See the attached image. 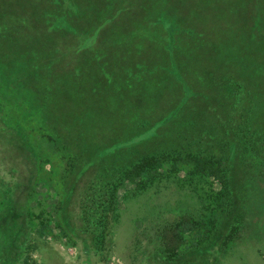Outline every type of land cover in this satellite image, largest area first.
<instances>
[{"label":"rangeland","instance_id":"obj_1","mask_svg":"<svg viewBox=\"0 0 264 264\" xmlns=\"http://www.w3.org/2000/svg\"><path fill=\"white\" fill-rule=\"evenodd\" d=\"M53 1L0 0L1 96L7 120L20 125L9 126L0 112V190L10 194L9 208L24 231L29 211L33 264L44 263V251L51 264H264V158L250 166V151L241 162L249 147L234 134L238 118L264 129V0H117L112 10L120 9V17L100 33L95 16L90 23L74 17L72 29H61V3ZM75 3L85 9L83 0ZM87 10L106 21L104 13L114 12L93 4ZM85 27L100 38L75 42ZM75 118L78 126L67 128ZM56 120L62 128H51ZM210 127L221 146L224 139L243 143L237 152L231 144L228 154L219 150L235 170L231 212L220 179L192 165L173 170L169 162L119 191L115 217L95 251L78 196L93 176H103L95 173L102 166L92 162L69 179L80 144L65 145L60 134L72 130L90 151L114 145L109 156L121 165L184 136L199 139L195 133ZM2 198L0 191V210ZM182 212L216 230L206 243L164 261L151 227L175 223ZM12 238L4 233L3 264H14ZM89 252L97 255L93 262Z\"/></svg>","mask_w":264,"mask_h":264},{"label":"trees","instance_id":"obj_2","mask_svg":"<svg viewBox=\"0 0 264 264\" xmlns=\"http://www.w3.org/2000/svg\"><path fill=\"white\" fill-rule=\"evenodd\" d=\"M83 1L85 2V9L80 8V5L76 4L75 0L53 1L54 3H61V12L64 15H62V24L60 27L61 29L67 27L72 29L74 24L73 18L79 17L81 20H88L89 23L94 19L99 21L102 20V26L95 28L99 29L100 33L101 30H104V28L109 27L112 23H114L117 17H120V9L112 10L113 6L116 5L117 0H105V3L102 6L99 4V0ZM92 4L93 6H97V8H99L101 12L114 11L111 15L104 13V16L108 22L103 19V15H96L92 13L91 10H87ZM127 7L131 8L129 4H127ZM78 12H85L83 14L84 16H82V13L79 14ZM87 13H90L89 18H87ZM94 16L96 18H94ZM168 21L169 20H166V23H168ZM90 27H85V30H83V28L81 31L82 36L79 34L78 38L74 41L96 42L98 40V37L100 38V34L96 39L93 34L95 29L90 31ZM70 49L72 50L73 47H71ZM2 91L3 89H0V112L6 119L9 126L15 125L17 127H20V125L11 124L9 123V120H7V106L9 105L7 104V101H5L1 96ZM46 106L49 105L46 104ZM59 121L54 122V124L51 125V128H62ZM238 121H236L235 124H239L240 127L239 125L236 126L234 134H237V132L242 134V137H244L245 141L244 145L249 147V151L247 152L244 149V153L241 152L238 159L241 162L246 161V153H249L251 151L254 153L255 158H253L252 160H248L247 163L250 166H253L256 162V157L264 158V129L257 128L254 123L249 124L253 125V127L243 126V122L239 123ZM79 122L80 121L75 118L73 121H71V125L67 126V128L72 129L73 127H77ZM207 130L208 131H205L204 133H195L197 135L194 136H201V138L199 139L197 137L184 136L179 139L181 140V142L176 146H172L170 148L168 146H165V148H163L159 153L156 152L152 154H142L121 165L114 161L116 158L111 159L109 156V154L113 153V151L115 150L114 145L107 146V144L105 143L106 145L104 144V148H100L97 152H95L94 150L90 151L88 150V144H83L80 140L76 139V137L72 133V130L70 132L66 131L63 137H61L60 134L61 141L62 143H66L65 145H68V143L70 142L80 144L78 147L79 151L73 154V160L70 161V165L73 170H69V172H71L69 179H72L73 177V181H75L77 172H79V170L83 167L84 171L87 170V168L92 165V162L93 164L94 162H96V165L102 166L100 170L95 173H102L103 176L100 174H96L95 176H93L91 179L92 181H90V183L88 182L87 189H85V191L78 196L79 201L81 200V206L79 209L80 211H82L84 217V226L86 227V231H90V233L95 236V251H98L99 248L97 247H99V245H102V239L104 238L106 227L110 220L115 217L113 216L115 214L112 215V213L113 211H115L117 206L119 191L124 188L128 182L135 183L140 179H148L152 176H156L160 173V170L164 167V165L169 162L172 163L173 170H178L185 165H192L196 169L209 172L217 179H220V182L222 183V186L224 188L223 194L227 201V213L231 212V207H233V203L235 200V198L233 197L235 188L233 187L232 183L234 182V176L232 175V172H234L235 170L232 164L230 162L228 164V162L226 161L228 160L227 155H219V150L223 149L224 153L228 154L227 147L229 146V144H231L233 149L237 152L238 148L241 147L243 143H239V140H236V143H232L229 140L224 139L222 140L221 146L215 140V137H217L216 132L211 127ZM57 132H59V130H57ZM247 134L248 136L246 138L245 136ZM125 136H128V134ZM66 137L68 138L66 139ZM187 138H189L187 142L189 144H184V140H186ZM64 139H66V141H64ZM124 140L131 141L128 139ZM78 141H80V143ZM212 142H215L216 144ZM201 143H210L209 146L211 149H206L202 146H199ZM234 144H236V146ZM198 146L199 149H197ZM37 154L40 157V154ZM91 159L92 161L88 162V160ZM259 166L260 164L258 165V167ZM93 174H91V176ZM69 182L70 181L67 182L68 186ZM0 191H2L4 194V198H2L1 200V202H4V205L0 210V220L3 217H7L9 220L5 225H3L4 221L0 222V244L3 241L4 233H12L14 238H12L10 243H8V250L12 249L13 247H17V251L12 254L11 258L14 264H33V259L29 252L31 249L32 241V237H30L31 231L29 228V211L27 213L28 227L24 231L20 229L21 226L17 222V218H15L12 209H10V194L6 189H2ZM69 192L70 194H78L77 189L69 190L68 187V193ZM70 194L68 196L66 195L65 201L63 203L66 202V199L70 196ZM63 208H65V204L61 205L60 210L63 211ZM235 221L240 222L241 218H235ZM214 229L216 230L215 226L211 228V226H208L205 222L196 221L194 220L192 215L187 212L180 213L175 223L160 222L159 224H155L151 227V230L159 239V244L162 247L161 252L164 253V261L169 262L173 261L177 257L182 248L199 247L200 245H202V243H206L208 240H211L212 237H210V235L214 233ZM233 230L234 228L226 236L227 239L229 238ZM17 232L20 235H24L25 238L22 239ZM2 251H6V249L2 247ZM96 256L97 255H95V253H87V257L90 262H93V257L96 258ZM3 262L4 261L0 259V264H3Z\"/></svg>","mask_w":264,"mask_h":264},{"label":"crops","instance_id":"obj_3","mask_svg":"<svg viewBox=\"0 0 264 264\" xmlns=\"http://www.w3.org/2000/svg\"><path fill=\"white\" fill-rule=\"evenodd\" d=\"M38 252H39V250H38ZM53 252V254H55L56 253V250H53L52 251ZM61 253V252H60ZM63 254H67V252L65 253V252H62ZM44 255H46L45 256V259H42V260H44V263L43 264H45V263H47V264H51V261H50V259H49V254L47 253V252H45L44 251ZM60 255V254H59ZM61 257V256H60Z\"/></svg>","mask_w":264,"mask_h":264}]
</instances>
